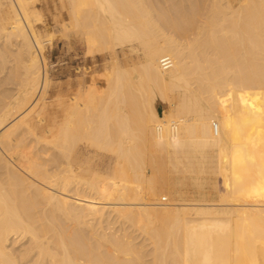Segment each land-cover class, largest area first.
<instances>
[{"label":"bare ground","instance_id":"6f19581e","mask_svg":"<svg viewBox=\"0 0 264 264\" xmlns=\"http://www.w3.org/2000/svg\"><path fill=\"white\" fill-rule=\"evenodd\" d=\"M61 1L107 87L40 133L55 35L0 0V264H264V0Z\"/></svg>","mask_w":264,"mask_h":264},{"label":"rangeland","instance_id":"374dc122","mask_svg":"<svg viewBox=\"0 0 264 264\" xmlns=\"http://www.w3.org/2000/svg\"><path fill=\"white\" fill-rule=\"evenodd\" d=\"M174 1L177 2V0ZM184 1L186 2V0ZM60 2L62 3L61 0H36L34 4L35 10L40 11L39 13L42 18V21L40 20L37 25L39 33L42 36H46L48 33H53L55 35L53 45L46 49V69L51 83L48 93L46 94V99L41 102L42 104L40 103L41 107L45 104V108L40 116L36 114L31 117V120L34 121L39 132L41 131L39 128L56 127L61 124L66 116L65 108L72 102V98L78 96L80 91L85 90V88L88 89L89 87L91 89L95 86V89L99 93L104 92L107 87L106 83L110 71L109 69H111L109 68V62L111 60L109 59L108 53L87 57L83 37L65 30L66 22L72 19L68 15V6L64 2L60 5ZM178 2H182V0ZM135 48L137 50L133 49V52L130 50L129 46L124 50L120 48L117 49L116 56L119 65L126 66V64L131 65L133 62H136L132 64L134 66V64H138V62L144 59L143 50L138 47ZM179 99L178 92L172 91L169 93V102L166 106L170 113L176 112L180 108ZM40 109L38 114H40ZM39 118L43 121L37 122ZM82 146L83 143L78 146L77 151H84ZM91 156L90 157L95 163L101 162L103 158L102 154L92 153ZM107 163L108 161H106V165ZM105 169H107V167L102 168L103 173ZM187 190L190 189L188 188ZM191 190L193 189L191 188ZM197 190L198 189H196V191ZM219 190L221 193L224 192L221 183H219ZM201 191L208 194V196L210 193L212 195V191L208 189Z\"/></svg>","mask_w":264,"mask_h":264},{"label":"built area","instance_id":"2783aa9c","mask_svg":"<svg viewBox=\"0 0 264 264\" xmlns=\"http://www.w3.org/2000/svg\"><path fill=\"white\" fill-rule=\"evenodd\" d=\"M161 68L163 70H168L172 67V60L169 57H165L160 62ZM174 129H176L175 124H173Z\"/></svg>","mask_w":264,"mask_h":264},{"label":"water","instance_id":"95a60500","mask_svg":"<svg viewBox=\"0 0 264 264\" xmlns=\"http://www.w3.org/2000/svg\"><path fill=\"white\" fill-rule=\"evenodd\" d=\"M159 112H161V109H159Z\"/></svg>","mask_w":264,"mask_h":264}]
</instances>
